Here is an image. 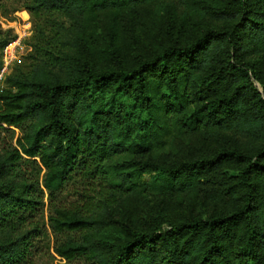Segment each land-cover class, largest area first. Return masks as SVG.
Returning a JSON list of instances; mask_svg holds the SVG:
<instances>
[{"label":"trees","instance_id":"16d2710c","mask_svg":"<svg viewBox=\"0 0 264 264\" xmlns=\"http://www.w3.org/2000/svg\"><path fill=\"white\" fill-rule=\"evenodd\" d=\"M20 9L0 264H35L49 230L69 264H264V0H0Z\"/></svg>","mask_w":264,"mask_h":264},{"label":"rangeland","instance_id":"374dc122","mask_svg":"<svg viewBox=\"0 0 264 264\" xmlns=\"http://www.w3.org/2000/svg\"><path fill=\"white\" fill-rule=\"evenodd\" d=\"M0 26L2 29H13L15 33V38L13 41H15L10 48H14L16 50V57L14 58L12 62V68L8 71V74L12 73L15 67L19 64L24 63L25 56L31 51V40L34 35V29H33V17L30 14V12L27 9H20L16 12H14L12 15L4 16L2 12L0 11ZM19 41V45H17ZM10 43V42H9ZM8 43V44H9ZM17 45V46H16ZM9 48V49H10ZM4 50V48H3ZM3 50H2V60H3ZM5 79V78H4ZM3 80L0 82V87L2 88ZM257 85L261 90H263L262 86L257 82ZM7 127V126H5ZM15 129V132L13 133L11 130H4L0 129V139H7L12 140V143H16V139L19 136V129L15 127H11ZM167 133L165 137H161L158 139V143H163L167 141L168 139V131L169 128H167ZM146 180L150 179V175L147 174L144 176ZM76 181L70 182V184L67 186L65 190V198L74 199V195H72L73 192V185H75ZM45 201L47 202V198H45ZM47 206L45 208V218L47 220ZM46 240V239H45ZM45 240L43 242H45ZM48 241H50V248L46 249V254L42 257H38L35 264H69L65 258H62L59 256L54 250H53V242H54V235L49 230V236ZM79 262L75 261L74 264H78Z\"/></svg>","mask_w":264,"mask_h":264},{"label":"built area","instance_id":"2783aa9c","mask_svg":"<svg viewBox=\"0 0 264 264\" xmlns=\"http://www.w3.org/2000/svg\"><path fill=\"white\" fill-rule=\"evenodd\" d=\"M14 42L15 41H11L9 44H7L4 47V50H3V66L0 70V82L6 77V74L8 73L10 68H12V62H13L14 58L16 57L15 47L10 48ZM17 45H19V41H18Z\"/></svg>","mask_w":264,"mask_h":264}]
</instances>
